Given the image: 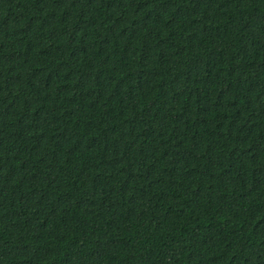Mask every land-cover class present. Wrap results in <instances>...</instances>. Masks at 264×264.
Segmentation results:
<instances>
[{"label": "trees", "instance_id": "16d2710c", "mask_svg": "<svg viewBox=\"0 0 264 264\" xmlns=\"http://www.w3.org/2000/svg\"><path fill=\"white\" fill-rule=\"evenodd\" d=\"M0 264H264V0H0Z\"/></svg>", "mask_w": 264, "mask_h": 264}]
</instances>
